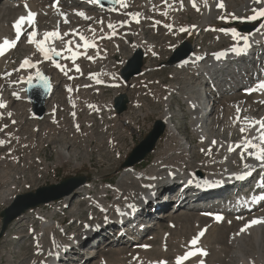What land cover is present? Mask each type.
I'll list each match as a JSON object with an SVG mask.
<instances>
[{"label": "bare ground", "instance_id": "obj_1", "mask_svg": "<svg viewBox=\"0 0 264 264\" xmlns=\"http://www.w3.org/2000/svg\"><path fill=\"white\" fill-rule=\"evenodd\" d=\"M23 1L24 3H22L20 6H16L14 3H11L3 10L0 9V12L2 11V16H0V19H6L9 16H12L11 15L12 13L14 14L12 20L9 19V21L11 20L8 25L9 27L6 26L7 25L6 23L0 25V28L3 29L0 30V42H2L3 38L5 37L9 39H14L15 32L13 29V23L21 15L27 14L25 9V4H27L28 8L32 12L37 13L34 24V27L38 33L36 36L37 40L43 39L44 32H51L57 29L58 27L59 32L61 33V36L63 38V41H68V40L73 41L71 45L73 50L77 48L76 47L77 44L81 45V47L79 48H81V53L85 58V60L88 61V63L85 66V70H84V72L86 71V74L80 73L79 75L73 76V78L77 80V82L80 79H87L80 81L75 86L80 89L101 90L104 88L117 89V88H121V86L127 87L126 84H123L119 81L118 72L116 70L117 62L108 61L111 55L119 52L117 51V47L120 44L133 43L134 47L132 49V52L134 50H140L142 52L144 51L147 53H154L156 54L155 58H159L161 51L159 52L154 51L156 45H159L157 49L161 48V46L163 47L167 46L173 41H176L177 38H181L185 33H189L190 34L189 36H193V35H197L200 32V30L207 29L208 31L212 32L216 37L222 36L223 38H225L224 41H227V44L229 46L215 53H211L209 55L207 54L203 55V52L201 53L198 52L199 48H196L194 44L193 47L195 51L192 53V55L182 60L180 63H178V65H176L175 68L181 70L183 73H187V75L190 76V80L193 81L195 80L196 82L193 85L197 84V81L199 83L202 82L204 83L205 85L204 92L206 93V98H207V105L204 109L206 110V112H208L207 121L209 120V115H211V113L215 108L214 107L215 105H212V108H210V104L215 102L213 97L216 96L218 90L220 89L219 86H217V90L214 93L213 90H211V88L209 90V86H207V83L208 85L211 86L212 83L220 84L222 81L226 79H232L234 84L233 83H232L233 85L230 84L228 86V89H231V91H234V89L237 90L242 89L241 90L242 92L238 94L239 96H235L232 99L234 100V102L228 104L226 108L222 109V111L219 114L220 122L218 123L220 124L219 126L220 128L223 129L225 128L224 133L226 132V130L228 131L226 132V134L228 135L231 133V131L236 130L238 139L231 142L232 138L235 137L233 133L228 138L224 137L223 139L222 137L224 136V133L223 135H221V138L220 136L216 138L215 136H213L214 133L208 135L203 132L201 125V119H203V113H201V110H199L198 106L196 105L193 98H191L189 94L192 84L189 83L190 81L187 78L188 76L187 77L186 75L183 76L185 82L184 85L180 87V90L178 86H175L173 88L166 89V91L169 94H171L174 93L173 89L179 90L177 91L178 93L176 94L180 93V96L186 105L187 108L186 111H188V113L191 115L190 126L192 133L200 140L199 151L192 152L189 158L188 151H186L184 148L167 150L168 145H170L172 142L178 141V134H176V131L174 130L171 121L173 116L170 115L168 112V103H167L168 95L160 96V100L162 101L164 107L160 112L159 120L165 125L167 134L169 136L168 140L165 143L167 147L165 149L163 148V151L161 152V154L158 155L157 159L155 158L156 159L154 161L156 165L155 169L151 173H149V175L145 170H143L142 172H136V169L134 168L135 166L132 169H127L128 171L126 172V176L128 181L126 183V189L114 190L113 193L115 196V201L112 205L109 206L104 204V199H102V194H100L98 198L95 197L94 199L91 200L92 201L91 205H93L94 207L96 205L97 209H99L98 211L100 212L99 215L97 216V219H101L102 222H105L101 226H99L100 224L96 223L95 228L91 229V235L94 234L96 237H99V239L101 240L102 238L101 235H103V233L101 234L102 232L101 229L103 227L111 226V224L114 222L115 219L116 221H118V224H121L122 222L123 223L127 222L128 225L125 226V231L128 233L133 230L134 233H136L137 230H142V228H140L139 225H133V223L137 222L138 215H140L141 213L147 215L149 214L150 211L148 209L146 210V208L148 206L153 205V203L157 201V199H154L156 192L168 188L167 186H165L167 183L165 182L161 183V182L164 179H166L164 181H168V179H170V176L174 175V178L170 179L169 182H173L174 185L176 184L177 193L175 194V198H176L175 202L178 204V206L187 204L189 207L208 208V214L211 215L208 214L203 215L204 217L202 218V220L203 219L209 220L211 222L212 227L215 226L216 228V226L217 227L220 226L218 230L216 231L214 230L216 233H218L216 235H219V237L228 234V236H224L225 242L224 241L222 242L226 244L223 246H227L228 244V247L226 248H229V246L230 247L232 246L233 248L235 247L238 248V251L240 252V258H239L240 260L238 264H253V261L258 260L259 258L261 259L262 258L261 254H258V256L260 255V257H258L257 259L254 256L256 259L254 258L255 260L252 261L251 255L256 247L253 248L252 251L248 250L246 252L247 249L245 248V241L249 236H251L252 238L251 241L255 244L258 243L257 242L258 234L260 233V231L264 230V223H257L255 225H251L250 227H247L246 230L243 232H241V229L244 228L245 225L249 224V222L252 221L253 219H261L259 218V216L255 214L259 212L260 207H262L264 204V190L262 191L261 188H256V186L259 187L261 186V184H263L260 173L262 172V174L264 175V168L261 167L259 161H257L253 156H250L247 153H245L244 158L241 159L240 153L242 149L238 148L233 152H229L227 150L229 146L235 147V145L238 142H242V135L252 136L256 134L254 129L244 134L240 132V127L246 126V122L243 118L246 117L248 118L249 121L261 120L260 118L262 116L264 118V113H263L264 103L261 102L264 101V93L257 91V92H253L252 95L251 94L249 95L246 92V89L253 88L260 82V80L256 79L255 76L261 77L262 80H264V29H261L260 27L261 24H264V18L255 21L253 29L250 28L241 29L239 24L240 23L239 20L241 19H233L232 16L229 15V14H235V16L237 17L245 18L252 14L251 9L253 7H258V6L253 5L251 0H223L225 9L221 10L215 6L217 0H208V4H209L208 8H205L203 6V0H196L197 4L201 9L199 12H197L191 6L189 0H183V10H179L180 9L179 0H167V6L163 3V0H126L128 5L127 8L121 7L118 4H115L114 7L108 5L104 7L101 2L99 5H96L89 3L88 0H59L58 8L51 6L53 4V0H38L36 2L31 1L32 3H30V0H23ZM112 9H116V10L113 11ZM77 11L85 12V14L88 17H91V19H84L76 15ZM61 12L67 14V19L69 21L68 23L63 22V18L59 14ZM162 12H167L168 13L167 16L162 15L161 14ZM129 13H140L141 15L139 17V23H136L132 19V17L128 15ZM188 13H191L193 17L196 18V22H193L194 19L190 15L183 17L185 18V21L180 17L181 15H185ZM222 15L227 16V19L221 20L218 18ZM180 18L182 19V21ZM43 20H47V22L41 23ZM100 20L103 21L102 24L97 23V21ZM157 21H159L160 23H156ZM218 22L222 23V25L217 27L216 25ZM108 23H112L113 25H115V29L114 30L109 29L107 27ZM166 24L173 25L172 29L169 30L168 28H166L165 27ZM90 27L96 30L94 34L91 31H89ZM181 27L187 28L188 31L180 32L179 29ZM222 28L223 29L236 28L237 31L241 32L242 34L248 35L251 41V46L249 47V49L239 55L232 54L231 48L232 46L236 45V41L232 40L230 32L220 31V29ZM23 29L24 32L28 30L32 31V28L28 27L27 25H24ZM72 29H78L79 33L83 34L90 43L95 44V47L85 49L82 46L83 41L79 39L78 35H71V34L68 36L63 35L64 33H69L70 30ZM206 37H211V35L210 34L205 35L203 38ZM242 44L243 42L241 41L240 46ZM29 45H32L33 47L32 54L30 55V57L28 56L25 58L32 59L33 57L34 60L33 61L30 60V61L32 62L39 61L40 63H38L37 68H32L31 70H28V68L26 67L23 69H19V71H16V69L19 68V66H17V68L14 70V72L18 74V79H20V81L17 83H10V82H6V80H0V98H2L7 104V107L5 109H0V113L3 114V118L0 119V127L4 126V123L7 122L8 119H12V115L11 117L7 115L8 112H10L9 106L11 102L15 100H22L26 102L24 88L26 83L28 82L27 79L28 76L31 75L33 79H35V72L37 71V69L40 72L46 74V72L43 70L45 69L44 68L45 65L53 64L51 60L43 59L41 54L36 50L34 44H29ZM108 45H112V49L110 52H105L104 49ZM47 46H54L58 50L65 48V44L62 43L60 39L52 40L50 43H46V47ZM14 48L7 50L3 56H0V63L7 55L10 54V52ZM220 52H226V55L221 57L222 59L223 58L226 59L224 63L221 58L216 59L215 54ZM64 54H71V53H68V51L65 50L62 56L58 57V59L60 60L59 63L61 65L65 60ZM260 54L262 56H260ZM89 56L94 57V59L91 60L88 59ZM251 56H253L254 58H251ZM124 58H126V56H124ZM124 62L122 63V65L124 64ZM237 62L240 63L239 65L241 69L246 68L244 70L245 73H242L241 70L239 71L240 68L236 67L237 65L235 66ZM119 65H121V63H119ZM52 68H54L56 71L57 70L59 71V72L57 71L55 74L65 75L64 72H61L60 69L55 67V64L52 65ZM66 72L68 74V71ZM93 74H95L94 78H93ZM51 78L52 77H50V79ZM102 79H108L109 82L103 83L104 81H102ZM97 80H99L100 83H97ZM50 83H51L50 86L53 89L56 86V83H54L53 81L51 82V80ZM71 85L73 86V83ZM13 92H16L19 95V99H17L16 96L12 95ZM237 106H239V108L241 109V112L239 113L241 119L239 120V122H237L236 120V117L238 115L236 111ZM25 107H26L25 109L24 108L18 109L20 110L19 113L26 117L34 119L31 115L30 107L28 106V104L25 105ZM251 108L252 110L255 108H263L262 110L263 112L261 116L254 118L251 115V110H250ZM234 114H236L235 118H233L232 116ZM35 128L36 127H34V130ZM5 129L2 132H0V140L5 141L3 145H0V153L4 152V148L8 145V143L11 140V137L7 132H5ZM74 129H76L75 125H74ZM215 130L217 129L215 128ZM48 139L50 140V143H52L51 141H53V143L59 142L55 138H48ZM212 141H216L217 143L213 144ZM29 146L34 147L33 142ZM104 147H105V142H101L98 146L99 150H103ZM249 151L252 150L250 149ZM56 153L58 156L57 157L58 163H61L63 160H66L65 158L70 157V155H68V153L66 152L65 148L57 149ZM9 155H10L9 159L13 162L14 160L13 152L10 151ZM104 157L107 156L104 155ZM198 159H200L199 162H196ZM0 161L4 162L2 157H0ZM26 162L28 164L27 170L30 173H32L34 165H40V163H43V161H39L38 159H36V156H34L32 159L31 155L29 154L26 157ZM245 164L249 165V167L245 168L244 167ZM42 165H44V169H46V165L44 163ZM167 173L169 174L167 175ZM244 173H251V174L244 176L243 180L237 178L243 175ZM31 177L33 178L34 175ZM255 177L256 179H258L257 185L255 182H252V180ZM241 180L242 182H240ZM189 181H191V183H188ZM231 183L234 184L230 187ZM225 184L228 185L225 186ZM250 186L256 188L255 193H252L251 196H246V195L244 196L242 191L250 188ZM216 187L219 188L216 189ZM229 189H230V194L225 196L224 193L227 192ZM89 190L90 189H88V186L85 185L81 187L77 191V193L81 194V197L82 196L87 197L89 195ZM11 200L12 197L6 199L4 201L5 206H8ZM64 200L67 199L65 198ZM157 203H161V201H157ZM221 203L223 204L221 205ZM164 207L165 206L161 204L158 207V209H163ZM36 212H37L36 215L35 214L34 215L35 218L38 220V223L35 225L38 226L39 224L40 225V227L38 226L39 229L33 227L34 221H26L29 223L28 225L30 227L29 232L27 233L25 231L23 236H20L19 234L21 233L15 231L12 234V236L8 239V243L11 241L13 242L14 245L16 246L18 245L17 256L20 257L19 253L22 249L24 250L30 248L29 246H25L26 241H29L30 237L32 236H35L36 240L40 237L38 239L39 242L34 243L36 246L34 250L35 254L38 255V258H40L36 264H54L57 258L58 259L62 258V260H65L64 258L70 255L69 251L73 249L74 246L78 245L77 243L79 242L80 237L77 238L70 236L73 239H71L68 242H65L67 240L64 239V237H62V232L59 230L58 225L54 224V222L52 221V215L51 218L47 219L48 216L45 217L44 215H41L40 212L38 211ZM215 215H221L223 217L222 221H217L215 219ZM229 216L232 218H228ZM26 217H24L23 219H25ZM105 217H107V219H105ZM131 220H133V222H131ZM75 223H77V221H75ZM198 223H200V221ZM198 223L195 222V224L193 223L191 225L192 227L187 228L188 233L192 236L191 238H189L188 245L186 246L184 252L177 255L176 257L184 255L188 251H192V252L196 251L197 254L195 256H192L189 260L183 262V264H188L189 261H193V260L196 261V263L194 264H201V262L205 264L204 263L205 255H201L198 249H202L204 252H206L207 250L200 245L199 239L201 237L209 238L213 230L211 231V229H209L210 228L209 226H205L204 224L200 225ZM201 223H205V222H201ZM224 223H226V225H223ZM201 230H205L204 235L199 237L196 245L194 246L190 245L189 242L194 237H197ZM85 232L88 233L90 231H87L85 229ZM191 232H193V234H191ZM215 232L213 233L215 234ZM177 233L182 234L181 231L176 232V235ZM182 236L183 234L181 235V237ZM22 237H25V241L19 244L18 240ZM131 238L133 237L131 236ZM214 239L217 240L215 241V244L217 245L214 247L220 248L219 245H221V243L218 241V239L216 238ZM110 241L112 244L116 243L117 246L118 244H121L124 240H121L120 235L118 236L114 235V237ZM177 241L180 240L178 239ZM150 250L151 249H149L148 251ZM225 252L226 250L224 249L222 251V254L227 253ZM119 253L123 254V252H119ZM133 253L135 254V252ZM137 254L138 253H136V255ZM253 254L255 255L256 253L253 252ZM166 255L164 256L165 258ZM113 256H115V254L112 253L108 257L112 258ZM122 257L124 256L122 255ZM161 257L164 258L163 256ZM217 257L219 258V261H217L219 264V262H222V259H220L221 256L220 257L217 256ZM121 258L119 259L122 260ZM137 258L135 259L137 260ZM103 260H106L107 262L109 259L107 257L106 259L102 258L101 262H104ZM112 260L115 261L114 257ZM25 262H26L25 259L19 260V264H25ZM164 262H166V264H175V261L173 263H169L165 260ZM112 263L113 262H111V264ZM145 263L156 264L157 262L155 261L153 262L148 259ZM222 264H228V262L226 263L224 261V263Z\"/></svg>", "mask_w": 264, "mask_h": 264}, {"label": "rangeland", "instance_id": "obj_2", "mask_svg": "<svg viewBox=\"0 0 264 264\" xmlns=\"http://www.w3.org/2000/svg\"><path fill=\"white\" fill-rule=\"evenodd\" d=\"M31 1L36 2L38 0H30V3H32ZM102 1L109 3V0ZM11 3L20 6L24 1L0 0V9L3 10ZM11 15L12 16H9L6 19H0V25L6 23L7 25H5L9 27L8 25L14 17L13 13ZM188 15L193 17L191 13L181 15L180 17L185 21V18L183 17ZM0 16H2V11L0 12ZM9 19L11 20L9 21ZM193 19V22H196V18L193 17ZM239 21L241 29L250 28L254 24V22L246 19H241ZM46 22L47 20H43L41 23ZM220 25H222V23L218 22L216 26L218 27ZM0 30L3 29L0 28ZM28 32H31V30L24 32V35H22L15 48L0 63V80H6V82L10 83H17L20 81V79H18V74H16L14 70L25 57H30L32 54L33 47L27 42ZM208 34H210L211 37L203 38ZM189 35V33H185L181 38H177L176 41H173L167 46H161L159 49H157L159 45H156L154 51H161L159 58H155L156 54L154 53L143 51L144 63L142 74L133 78L127 84L121 80L119 71L122 68L124 59L126 61L132 52L134 44L127 43L118 45L117 51L119 52L111 55L108 61L117 62L116 70L118 72L119 81L126 84L127 87L121 86V88L117 89L104 88L101 90H86L75 87L80 81L87 80L80 79L77 82L73 76L79 75L80 73L86 74V71L84 72V70L88 63L81 53V48H75L74 51L79 52L80 55L74 63L71 59L66 58L71 54H64L65 60L62 65L65 66L66 71H68L67 75L55 74L58 70L56 71L52 68V65L59 63L60 60H51L52 62L54 61L53 64H46L44 67L45 69H43L47 75L43 74L48 76L49 79L52 77L50 79L51 82L53 81L56 83L47 105V113L43 120L37 121L36 119L34 120L19 113L20 110L18 109H25V105L28 104L27 102L15 100L10 103L9 110L12 113V119H8L4 125H7L5 132L9 134L11 140L4 148V152L0 153V157L4 160V162L0 161V212L6 208L4 201L10 197L14 198L19 194L33 193L39 188L56 185L73 177H84L86 180L85 185H87L90 190L89 195L87 196L88 198L86 196L81 197V194L77 193L73 197H67V200H64V198L60 201L33 209L24 215V217L27 216L25 219H23V217L11 224L4 237L0 240V264H19L20 259H25V264H36L38 262L40 258L35 254L34 250L36 246L34 243H38L40 237L37 240L35 239V236L30 237V240L25 243V246H29L30 248L24 249L26 251L22 249L19 253L20 257L17 256L18 245H14L11 241L8 243V239L15 231L21 233L19 234L20 236H23L25 231L27 233L29 232V223L26 221H34L33 227L39 229L40 225L38 224L39 227L35 225L38 223V220L35 218L36 211L40 212L41 215H44L45 217L48 216L47 219L51 218L52 215V221L54 224L58 225L59 230L62 232V237L67 240L65 242L73 239L70 236L77 238L80 237V240L77 243L78 245L76 244L77 246H74V248L69 251L70 255L65 257V260L57 258L54 262L55 264H111V262H113L112 264H146L145 262L148 259L153 262L166 260L169 263H173L176 256L183 253L188 245V240L192 235L188 233L187 228L192 227L191 225L193 223L195 224V222L198 223L200 221L198 224L209 226L211 231L213 230V232H215L218 230L220 226H216V229L215 226L212 227L209 220H202L204 217L203 215H207L208 211H199L198 208L189 207L187 204L178 206L175 202V194L177 193L176 184L174 185L173 182H169L170 179H168V181H164L166 180L164 179L161 183H167L165 186L168 188L156 192L154 196V199L161 201V203H157L156 201L153 205L148 206L147 208L145 207L146 210L148 209L150 211L149 214L141 213L138 215L137 222L133 223V225H139L142 230H137L136 233H134V230L129 233H123V235H121V240L124 241L116 246V243L112 244L110 241L114 235L118 236L120 233H116L119 224L115 219L111 226L103 227L101 229V234L103 233V235L100 234L102 237L101 240L94 234L91 235V229L95 228L96 223L100 224L99 226L105 223L102 222L101 219H97L100 212L96 205L95 207L91 205V200L95 197L98 198L99 195L102 194L104 204L110 206L115 201L114 190L126 189V183L128 181L126 172L128 170L126 167H123L122 164L132 150L148 135L153 123L159 121L160 112L164 107L160 100V96L168 95V112L173 116L171 121L176 134H178V141L180 142H172L167 147L165 143L169 136L167 131H165L157 142L153 152L147 156L144 161L135 165V167L133 166L136 169V172H142L145 170L149 175V173L155 169L156 165L154 161L157 159L158 155L161 154L163 148L165 149L167 147V150L184 148L188 151L189 158L192 152L199 151L200 140L194 136L190 126L191 115L186 111L187 108L180 93L176 94L178 93L177 91L180 90V87L184 85L185 81L183 76H188L187 78L190 82L187 81L192 85L196 81L190 80V76L175 68L176 66L169 67L166 64L173 52L178 50L183 43H188L190 46L195 44L196 48H199L198 52H203V54L207 55L224 49L229 45L227 44V41H224L225 38L222 36L216 37L207 29L200 30L197 35ZM111 49L112 45H108L104 50L105 52H110ZM124 56H126V58H124ZM29 60L33 61L34 58L32 57V59ZM119 63H121V65H119ZM75 65L79 66L80 72L76 71ZM4 73H11V76L5 77L3 75ZM69 77L72 78L69 79ZM102 81H104L103 83L109 82L108 79H102ZM72 83L73 86L71 85ZM232 83V79H226L220 84L213 86L214 93L217 90V86H219L220 89L216 96L213 97L215 102L210 104V108H212V105H215V108L211 115H209V120L207 121L205 115L204 120L201 119L202 130L204 133L208 135L214 133L213 136L216 138L218 136L221 138V135H223L225 128L223 129L219 127V114L223 108H226L228 104L234 102L232 99L235 96H239L238 94L242 92L241 90H236L235 92L229 93L228 86ZM192 85L189 94L199 110L201 103H203L204 109L207 105L206 93L204 92L205 85L203 82L199 83L198 81L197 84L193 85V88L195 89L192 88ZM175 86H178L179 90L173 89L174 93L171 94L166 91V89ZM68 87H71L73 91L69 92L67 90ZM210 88L212 89L211 86H209V90ZM122 93L128 96L129 104L124 113L116 115L112 109L110 99L112 100L114 96ZM89 105L93 107H89ZM250 110L251 115L254 118L260 117L263 112V108H255L253 110L251 108ZM201 113H203L202 109ZM232 116L235 118L236 114ZM262 118L263 116L260 119ZM12 121H15V123ZM74 125H79V130H77V128L74 129ZM34 127H36L35 130ZM215 128L217 130H215ZM226 132L228 131L226 130ZM226 132L222 137L223 139L224 137L228 138L232 133L235 137L232 138L231 142L238 139L236 130L231 131L229 135L226 134ZM48 138H55L59 142L53 143V141H51L52 143H50ZM32 142L34 147L29 146ZM101 142H105L103 150H99L98 148ZM61 148H65L70 157H67L68 159L65 158L66 160H63L61 163H58L56 150ZM10 151L13 152V162L9 159ZM28 154L31 155L32 159L36 156V159L43 161L46 165V169H44V165H42L43 163H40V165H34L32 173L28 172V164L26 162ZM104 155L107 157H104ZM199 160L200 159L196 162H199ZM133 167L128 169H132ZM168 174L169 173H167V175ZM33 175L34 177L32 178L31 176ZM233 184L234 183H231L230 187ZM247 192H245V194ZM161 204L166 208L158 209ZM222 204L223 203H221V205ZM255 215L259 216V218H264V208H260L259 212ZM228 218L232 217L229 216ZM75 221H77V223H75ZM131 221L133 222V220ZM223 225H226V223ZM85 229L90 232L86 233ZM178 231L182 232V237V234L180 233H177L176 235V232ZM262 231L258 234V243H253L251 241V236L245 241L246 252L248 250L252 251L253 248L256 247V250L254 249L253 252L256 253L257 256L252 252V261L256 258L258 259V257H260L258 254H261L262 258H259V261H253V264H264V230ZM213 232H211V235L209 233V238L201 237L199 239L200 245L207 250L204 263L212 264L214 262L213 264H218L217 261H219V258L217 256H221L220 259H222V262H219V264L224 263V261L226 263L228 262V264H238L240 260V252L238 251V248L229 246V250V248H226L228 247V244L227 246H223L226 244L224 243V236H228V234L219 237V235H216L218 233L215 232L214 234ZM191 234H193V232H191ZM131 236L133 238H131ZM214 238L218 239L221 243V245H219L220 248L214 247L217 245L215 244V241L217 240ZM178 239L180 241H177ZM18 241L19 244L24 242L25 237L20 238ZM149 249L151 250L148 251ZM224 249L227 252H225L226 254H222ZM159 251H161L162 254ZM119 252H123V254ZM133 252H135V254ZM112 253L115 254V256H113L114 260L119 263L113 261V257H108ZM136 253L142 256L137 254L138 257ZM122 255L124 257H122ZM160 255L163 257L166 255V258H162ZM106 257L109 260L107 262L106 260L101 262L102 258L106 259ZM135 258H137V260ZM194 263H196L194 260L188 262V264Z\"/></svg>", "mask_w": 264, "mask_h": 264}, {"label": "snow or ice", "instance_id": "obj_3", "mask_svg": "<svg viewBox=\"0 0 264 264\" xmlns=\"http://www.w3.org/2000/svg\"><path fill=\"white\" fill-rule=\"evenodd\" d=\"M89 3L91 4H96L99 5L101 0H88ZM111 2L113 4H118L121 7L127 8V2L126 0H111ZM180 2V9L179 10H183V0H179ZM191 6L197 11L199 12L201 9L199 7V5L197 4L196 0H189ZM253 5H257L258 7H253L251 9L252 14L245 17V18H241V17H237L235 16V14H229L232 16L233 19H246L248 21H257L261 18H264V0H251ZM163 3L167 6V0H163ZM58 4H59V0H53V4L51 5L52 7L58 8ZM203 6L205 8L209 7L208 4V0H203ZM218 9H225V5L223 3V0H217V3L215 5ZM25 9H26V15H21L20 17L17 18L16 21H14L13 23V29L15 32V37L14 39H9L7 37L3 38L2 42H0V56H3L5 54V52L7 50H10L11 48H14L17 43L20 41L21 36L24 35V29L23 26L27 25L28 27L32 28L31 32L27 33V42L29 44H34L36 50L41 54V56L43 57L44 60H53L54 57H61L63 52L65 50H67L69 53H71L70 56L66 57L68 59H71L73 61V63L75 62V60L78 58V56L80 55L79 52L74 51L73 48L71 47L73 41L72 40H68V41H63V38L61 36V33L59 32V29L57 27V29L51 31V32H44L43 34V39L41 40H37L36 36H37V30L34 27L35 24V17L37 15V13L32 12L29 8L28 5L25 4ZM113 11H115L116 9H112ZM62 18H63V22L64 23H68V19H67V14L66 13H59ZM164 16H167V12H162L161 13ZM76 15L84 18V19H91V17H88L85 12L83 11H77ZM128 15H130L132 17V19L136 22L139 23V17H140V13H129ZM221 20H226L227 16H220L218 17ZM97 23H103L102 20L97 21ZM156 23H160L159 21H157ZM107 27L109 29H115V25H113L112 23H108ZM166 28H168L169 30L172 29L173 25L171 24H166L165 25ZM195 27V26H192ZM261 29H264V24L260 25ZM102 30V29H101ZM89 31H91L93 34L95 33V29L94 28H89ZM180 32H185L188 31L187 28L185 27H181L179 29ZM220 31H225V32H230L231 33V38L233 41H236V45L232 46L231 51L234 53H243L245 52L249 45V36L242 34L241 32L237 31L236 28H231V29H220ZM78 35L79 39L81 41H83V47L85 49L88 48H92L95 47L94 43H90L88 41V39L81 33H79L78 29H72L70 30L69 33H64V36H68V35ZM114 34V32H113ZM110 38V37H107ZM56 39H60L62 43L65 44V48L64 49H56L54 46H47L46 47V43H50L52 40H56ZM243 41V45L240 46V42ZM77 48L81 47L80 44L76 45ZM216 59H220L222 56L226 55V52H220V53H216ZM88 59H94V57L89 56ZM38 63H40L39 61L36 62H32L30 61L28 58H25L21 64L19 65V68L16 69V71H19V69H23L26 67H31V68H37ZM55 67L60 69L61 72H64L65 75H67V72L65 71V66H62L60 63H55ZM76 71L80 72V68L78 65H75ZM5 77L7 76H11V73H4L3 74ZM95 74H93V78H94ZM35 77L37 79H39L41 81L42 86L45 88V90H47L50 86L49 83V78L47 76H45L43 73H41L38 69L35 72ZM72 77H69V79H71ZM28 81L31 82V80L33 79V77L31 75L28 76ZM97 83H100L99 80H97ZM69 92H72L73 89L71 87H68L67 89ZM262 92L264 93V80L260 81L255 87L253 88H249L246 89V92L250 95L253 92ZM13 96H16L17 99H19V95L16 92L12 93ZM262 103H264V101H261ZM7 107L6 102L0 98V109H5ZM89 107H93L91 105H89ZM236 111L238 113L236 120L237 122H239V120L241 119V117L239 116V113L241 112V109L239 108V106H237ZM9 117H11L12 113L8 112L7 114ZM74 115V114H73ZM3 118V114L0 113V119ZM246 122V126H241L240 127V132L242 134L249 132L251 130H255L256 134L252 135V136H247V135H242V142H238L235 147L233 146H229L228 147V151L229 152H233L236 149H242L240 155H241V159L244 158L245 153H247L250 156H253L257 161L260 162V165L262 168H264V118H262L261 120L258 121H249L248 118H243ZM13 123H15V121H12ZM258 125V127H257ZM7 127V125H4L2 127H0V132H2L5 128ZM77 130H79V125H76ZM5 143L4 140H0V145H3ZM213 144H216V141H212ZM252 151H249V150ZM203 151V150H202ZM210 151V150H209ZM245 168H248L249 165L245 164L244 165ZM251 173H244L243 175L237 177L238 179H243L244 176L246 175H250ZM188 183H191V181H189ZM211 215V214H208ZM105 219H107V217H105ZM215 219L217 221H222L223 217L221 215H215ZM257 223H264V218L261 219H253L252 221L249 222V224L245 225L244 228L241 229V232L245 231L247 227H250L251 225H255ZM206 230V229H205ZM205 230H201L200 233L198 234L197 237H194L189 244L190 245H196L198 242L199 237L204 235V231ZM143 247H148V246H143ZM198 251L200 252L201 255H207L206 252H204L202 249H198ZM195 252L192 251H188L186 252L184 255L178 256L176 257L175 260V264H183V262L187 259H189L191 256L195 255ZM157 264H166V262L164 261H160L157 262ZM201 264H203V262H201Z\"/></svg>", "mask_w": 264, "mask_h": 264}, {"label": "water", "instance_id": "obj_4", "mask_svg": "<svg viewBox=\"0 0 264 264\" xmlns=\"http://www.w3.org/2000/svg\"><path fill=\"white\" fill-rule=\"evenodd\" d=\"M107 4L111 7L115 6L112 2ZM191 53V46L188 43H183L182 46L172 54L166 65L173 67L182 60L188 58ZM54 59L57 60L58 57ZM142 66L143 53L140 50H135L127 59L125 66L120 72L121 79L124 82H128L132 78L139 76ZM26 92L27 99L31 104L32 114L38 120H41L45 113V102L50 95V86L45 90L41 81L37 79L36 83H28ZM127 104V96L121 94L114 99L113 109L117 115H120L126 111ZM164 130L165 125L160 121H156L150 133L132 150L122 166L132 167L142 162L153 151L157 141L163 135ZM85 181L84 177L69 178L57 185L39 188L34 193L17 195L0 213V239L4 236L8 226L16 219L20 218L24 213L39 206L75 195L77 190L85 184Z\"/></svg>", "mask_w": 264, "mask_h": 264}]
</instances>
